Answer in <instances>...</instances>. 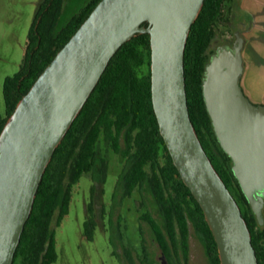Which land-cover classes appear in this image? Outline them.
Segmentation results:
<instances>
[{
    "label": "water",
    "instance_id": "95a60500",
    "mask_svg": "<svg viewBox=\"0 0 264 264\" xmlns=\"http://www.w3.org/2000/svg\"><path fill=\"white\" fill-rule=\"evenodd\" d=\"M205 0H101L21 98L0 134V264H14L45 172L111 59L149 34L151 91L160 134L203 210L221 264H259L241 208L191 120L185 52ZM244 37L221 46L205 68L203 94L218 142L264 225V105L241 86ZM162 264H167L163 253Z\"/></svg>",
    "mask_w": 264,
    "mask_h": 264
},
{
    "label": "trees",
    "instance_id": "16d2710c",
    "mask_svg": "<svg viewBox=\"0 0 264 264\" xmlns=\"http://www.w3.org/2000/svg\"><path fill=\"white\" fill-rule=\"evenodd\" d=\"M101 0H92L66 25H61L65 0H42L28 34V44L20 70L4 84L6 114L0 113V134L21 98L30 90L57 53L71 39ZM227 2L232 13L240 11V0H205L191 28L185 52V76L191 120L199 138L228 189L239 204L252 234L259 264H264V226H261L232 170V159L221 148L203 94L205 68L217 38V26L224 21ZM233 20V19H232ZM247 28L240 27V34ZM150 35L135 36L111 59L98 85L57 148L40 185L32 214L25 226L14 264H54L58 260L54 224L68 215L72 188L95 167L101 137L120 149L123 138L132 160L125 175V188L131 194L147 182L162 213L172 244L180 239L188 259L191 225L205 241L211 264H221L215 238L202 208L184 184L165 141L152 102ZM217 163V164H216ZM69 184L63 191L65 180ZM157 241L169 256L167 240L157 222L149 215ZM94 221L85 224L93 237Z\"/></svg>",
    "mask_w": 264,
    "mask_h": 264
},
{
    "label": "rangeland",
    "instance_id": "374dc122",
    "mask_svg": "<svg viewBox=\"0 0 264 264\" xmlns=\"http://www.w3.org/2000/svg\"><path fill=\"white\" fill-rule=\"evenodd\" d=\"M92 0H65L61 27ZM42 0H0V113L6 114L4 84L17 74L23 63L29 30ZM233 8L227 2L224 21L217 26L218 36L210 52L222 43H233L231 23ZM240 27L251 21L242 15ZM246 96L255 105L245 92ZM262 106V105H261ZM132 160L124 139L115 150L110 140L101 137L97 145L94 170L72 188L70 210L59 226L54 224L58 260L54 264H161L162 249L155 233L145 219L151 216L160 226L169 247L167 264H211L203 237L191 225L188 259L180 239L172 244L167 235L165 219L147 182L131 194L126 192L125 175ZM69 184L65 180L63 191ZM94 221L93 237L85 224Z\"/></svg>",
    "mask_w": 264,
    "mask_h": 264
},
{
    "label": "crops",
    "instance_id": "0c3cea01",
    "mask_svg": "<svg viewBox=\"0 0 264 264\" xmlns=\"http://www.w3.org/2000/svg\"><path fill=\"white\" fill-rule=\"evenodd\" d=\"M241 14L251 24L243 33L242 52L244 72L241 86L257 104L264 105V0H240Z\"/></svg>",
    "mask_w": 264,
    "mask_h": 264
},
{
    "label": "flooded vegetation",
    "instance_id": "af4514ba",
    "mask_svg": "<svg viewBox=\"0 0 264 264\" xmlns=\"http://www.w3.org/2000/svg\"><path fill=\"white\" fill-rule=\"evenodd\" d=\"M233 19V20H232ZM231 23H232V26L234 28V35L239 32L240 33V11L237 12V13H232V18H231ZM234 41H235V38H234ZM233 41V43H234ZM233 43H222L220 44L215 50H214V53L217 51V49L221 46H232ZM213 53V54H214ZM211 54V56L213 55ZM211 58V57H210ZM217 164V163H216ZM215 165V164H214ZM264 201V200H263ZM262 214H263V217H264V207L262 209ZM261 226H264V225H261ZM162 255H163V252H162ZM161 262V261H160ZM162 264V262H161Z\"/></svg>",
    "mask_w": 264,
    "mask_h": 264
}]
</instances>
